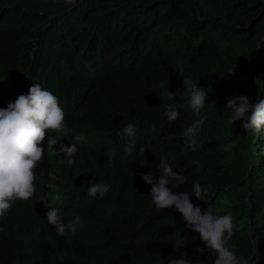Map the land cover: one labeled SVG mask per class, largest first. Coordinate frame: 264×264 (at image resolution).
<instances>
[{
    "label": "trees",
    "instance_id": "1",
    "mask_svg": "<svg viewBox=\"0 0 264 264\" xmlns=\"http://www.w3.org/2000/svg\"><path fill=\"white\" fill-rule=\"evenodd\" d=\"M190 82L209 92L195 152L183 135L199 119L187 104ZM34 83L62 107L76 104L65 115L71 137L48 130L45 148L48 134L62 144L79 133L86 139L75 165L45 152L37 194L0 218V264H169L180 257L213 264L199 234L175 209L157 208L141 179L158 176L164 157L187 177L173 192L210 185L206 202L194 194L192 202L230 212V246L250 264H264V135L230 124L226 107L237 95L264 99V0H0V107ZM169 103L181 106L175 122L164 115ZM127 123L137 136L126 158ZM94 182L111 185L103 198L87 195ZM56 193L65 223L82 219L75 234L57 235L47 223L38 199Z\"/></svg>",
    "mask_w": 264,
    "mask_h": 264
},
{
    "label": "clouds",
    "instance_id": "2",
    "mask_svg": "<svg viewBox=\"0 0 264 264\" xmlns=\"http://www.w3.org/2000/svg\"><path fill=\"white\" fill-rule=\"evenodd\" d=\"M76 3V0H68ZM231 72V71H230ZM228 72V73H230ZM182 74V73H181ZM189 98L188 106L199 117L190 126L183 130L188 148L193 152L199 147V137L202 126L207 119L200 115L205 108L209 92L207 88L198 86L197 82H190L187 86ZM83 89L77 93V95ZM176 93L169 90L167 96L174 100ZM69 107L61 106L59 97L39 83L30 86L27 94H19L15 101H9L7 107H0V218H3L16 200H28L37 194L36 168L44 159L45 152L53 155L63 153L61 163L67 160L71 165L76 164V154L86 139L83 133L76 134L75 142L62 144L61 138L48 134L46 148L45 136L48 130L67 133L71 137L65 115L72 111L76 105L74 101H67ZM180 105L169 103L164 113L169 122H175L180 117ZM226 107L230 110L229 123L242 122L246 133L255 132L258 136L264 135V99L253 103L245 95L228 98ZM119 134V133H118ZM123 135L129 138L125 147V157H131L136 147V125L127 123L123 128ZM144 151V149H143ZM117 153L113 151L109 157L114 161ZM159 175L151 172L141 173V179L151 185V198L153 204L160 209H175L182 214L185 226L199 234V238L207 246V250L215 255L213 264H250L249 260L238 255L230 240L234 235V217L229 213L217 214L210 207L202 211L200 206L194 204L191 196L194 194L198 200L206 202L210 185L202 186L194 183L190 191L173 192L171 185L185 184L187 177L174 171L167 157L159 160ZM111 185L106 182H94L87 186V195L93 199L103 198L109 192ZM63 197L56 193L49 200L47 196H40L47 207L46 220L56 229L57 235L67 236L69 232L75 234L82 226L80 216L73 221L65 223L64 210L57 205ZM182 245L185 239H181ZM196 251L203 253L204 248L197 246ZM169 264H192V260L185 257L170 259Z\"/></svg>",
    "mask_w": 264,
    "mask_h": 264
},
{
    "label": "bare ground",
    "instance_id": "3",
    "mask_svg": "<svg viewBox=\"0 0 264 264\" xmlns=\"http://www.w3.org/2000/svg\"><path fill=\"white\" fill-rule=\"evenodd\" d=\"M87 86H89V85H87ZM90 87V86H89ZM80 99V98H79Z\"/></svg>",
    "mask_w": 264,
    "mask_h": 264
}]
</instances>
